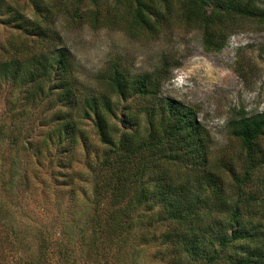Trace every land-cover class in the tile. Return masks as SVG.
<instances>
[{
    "label": "trees",
    "instance_id": "16d2710c",
    "mask_svg": "<svg viewBox=\"0 0 264 264\" xmlns=\"http://www.w3.org/2000/svg\"><path fill=\"white\" fill-rule=\"evenodd\" d=\"M29 2L30 15L14 4L6 22L0 19L17 29L0 51V89L9 78L16 88L0 115V172L24 186L32 173L41 174L47 207L44 221L15 232L19 255L0 264H108L112 257L131 264L125 261L141 254L140 245L156 243L157 262L147 264H264V153L256 144L264 111H241L229 121L241 143L237 169L231 154L212 159L208 132L192 107L157 97L159 118L145 116L147 124H139L130 103L157 96L167 61L137 76L112 61L97 77L103 78L97 93L76 81L73 56L53 27L59 14L151 38L177 25L200 31L203 49L218 51L240 22L264 21L257 0ZM251 183L262 193L250 192ZM85 199L93 214L84 210L79 223ZM4 209L0 200V219Z\"/></svg>",
    "mask_w": 264,
    "mask_h": 264
},
{
    "label": "rangeland",
    "instance_id": "374dc122",
    "mask_svg": "<svg viewBox=\"0 0 264 264\" xmlns=\"http://www.w3.org/2000/svg\"><path fill=\"white\" fill-rule=\"evenodd\" d=\"M14 4L22 6L28 15L32 13L29 0H3L1 20L8 17L7 8ZM257 4L264 8V0H257ZM1 20L0 51L2 45L5 46V42L17 34L14 26ZM53 27L63 35L64 44L73 56L72 69L76 81L87 89H95L97 93L101 91L103 79L97 77L112 61L118 62L132 76L151 72L161 62L167 61L166 76L162 78L157 96L153 100L139 97L130 103L135 106L132 109L139 116V124H147L143 119L145 116L157 120L161 114L157 97H170L178 104L195 110L196 120L208 132L212 159L231 154L239 169L237 159L240 160L241 143L230 134L229 121L241 111L247 116L264 111V21L253 19L240 22L237 30L218 51L203 49L200 31L186 30L177 25L164 28L158 36L151 38L148 35L129 34L114 26L92 28L87 23L72 22L69 16L59 14ZM15 90L9 78L8 86L0 89V115H4L3 111L8 108L6 98L11 99ZM111 100L115 103L118 97L113 96ZM122 105L117 110L118 116L123 115ZM3 120L10 123L8 116ZM84 128L91 141L98 144L97 139L93 138L92 127L86 124ZM256 144L264 153V131ZM0 176V187L1 182L6 183L4 188H0L1 205L5 206V215L0 219V261L4 263L19 255L13 246L15 232L26 234L35 224L45 220L43 211L47 206H43L47 204L48 183L41 174L37 177L32 173L28 186L21 184L19 177L8 179V173L3 175L0 172ZM249 186L254 195L262 193L257 183ZM79 188L76 193L81 198ZM81 203L82 214L75 219L79 223L84 219V210L89 216L93 214L87 199ZM262 223L264 225V220ZM159 249L161 246L157 243L142 244L141 254L133 255L125 263H155ZM108 264H115L113 257Z\"/></svg>",
    "mask_w": 264,
    "mask_h": 264
}]
</instances>
